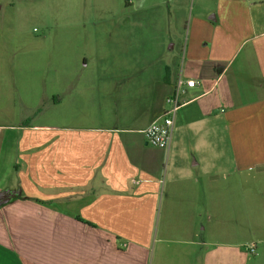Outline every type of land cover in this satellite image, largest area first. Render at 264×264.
<instances>
[{
    "label": "crops",
    "instance_id": "0c3cea01",
    "mask_svg": "<svg viewBox=\"0 0 264 264\" xmlns=\"http://www.w3.org/2000/svg\"><path fill=\"white\" fill-rule=\"evenodd\" d=\"M19 2L0 0V264H250L261 254L264 242L246 249L243 223L251 206L264 213V198L249 201L251 171L264 174V0H154L148 8L175 15L168 26L185 25L189 9L180 65L171 53L161 66L139 60L129 45L75 69L53 55L48 76L24 63L35 49L15 20ZM177 79L197 84L169 147L151 146L143 130ZM234 222L222 242H201Z\"/></svg>",
    "mask_w": 264,
    "mask_h": 264
},
{
    "label": "rangeland",
    "instance_id": "374dc122",
    "mask_svg": "<svg viewBox=\"0 0 264 264\" xmlns=\"http://www.w3.org/2000/svg\"><path fill=\"white\" fill-rule=\"evenodd\" d=\"M19 1L20 14H17L15 20L18 24H23V33L27 37L26 50L35 49L33 55L27 52L24 63L27 69L34 65L36 70L46 76L53 55L66 54L68 60L74 62L72 69H75L77 60L83 56L91 58L102 51L105 58L114 59L115 56L124 57L131 47L130 52L139 56V60L148 54L151 60L156 59L153 64L157 66L162 65L168 53L174 54L172 56L179 65L185 56V47L189 42V9L185 25L173 23L168 26L163 17L175 15H164L153 11L157 8H148L154 0H146L139 9L131 8L136 0ZM36 36L41 39H36ZM19 63L20 61L15 62L16 69ZM148 64L150 63H140L143 76L151 71ZM43 80L49 82V77H43ZM117 91L118 87H115L114 93L107 94L108 99L115 97ZM251 172L249 201L253 204L264 198V174ZM250 213L253 219L243 223L244 236L248 238L245 244L259 246L264 242V213L260 212V205L257 210L251 206ZM239 225L236 222L218 223L217 233L209 234L210 231H204L203 235L206 237L201 242L205 241L207 245L222 242L224 239L216 234L225 231L227 226L236 232L240 229ZM255 252L248 253L253 258L249 263L264 264V246L261 254L259 248Z\"/></svg>",
    "mask_w": 264,
    "mask_h": 264
},
{
    "label": "built area",
    "instance_id": "2783aa9c",
    "mask_svg": "<svg viewBox=\"0 0 264 264\" xmlns=\"http://www.w3.org/2000/svg\"><path fill=\"white\" fill-rule=\"evenodd\" d=\"M196 84L193 79H177L172 93L165 98L162 113L143 130L147 144L161 149L169 147L177 111L184 104L181 97L186 93L187 88L195 87ZM246 249L250 252L255 250L252 244Z\"/></svg>",
    "mask_w": 264,
    "mask_h": 264
},
{
    "label": "water",
    "instance_id": "95a60500",
    "mask_svg": "<svg viewBox=\"0 0 264 264\" xmlns=\"http://www.w3.org/2000/svg\"><path fill=\"white\" fill-rule=\"evenodd\" d=\"M3 200H5V197L0 195V202L3 201Z\"/></svg>",
    "mask_w": 264,
    "mask_h": 264
}]
</instances>
